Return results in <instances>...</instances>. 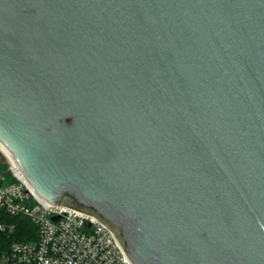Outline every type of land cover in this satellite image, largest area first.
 I'll return each mask as SVG.
<instances>
[{
    "label": "water",
    "instance_id": "95a60500",
    "mask_svg": "<svg viewBox=\"0 0 264 264\" xmlns=\"http://www.w3.org/2000/svg\"><path fill=\"white\" fill-rule=\"evenodd\" d=\"M0 147L131 264H264V0H0Z\"/></svg>",
    "mask_w": 264,
    "mask_h": 264
},
{
    "label": "built area",
    "instance_id": "2783aa9c",
    "mask_svg": "<svg viewBox=\"0 0 264 264\" xmlns=\"http://www.w3.org/2000/svg\"><path fill=\"white\" fill-rule=\"evenodd\" d=\"M0 152V264H131L107 226L88 213L40 200ZM19 218L34 228L27 241L13 239Z\"/></svg>",
    "mask_w": 264,
    "mask_h": 264
},
{
    "label": "trees",
    "instance_id": "16d2710c",
    "mask_svg": "<svg viewBox=\"0 0 264 264\" xmlns=\"http://www.w3.org/2000/svg\"><path fill=\"white\" fill-rule=\"evenodd\" d=\"M32 235L34 237V228L25 218L16 220V232L13 239L27 241L32 238Z\"/></svg>",
    "mask_w": 264,
    "mask_h": 264
},
{
    "label": "rangeland",
    "instance_id": "374dc122",
    "mask_svg": "<svg viewBox=\"0 0 264 264\" xmlns=\"http://www.w3.org/2000/svg\"><path fill=\"white\" fill-rule=\"evenodd\" d=\"M0 168L3 169V167L0 165Z\"/></svg>",
    "mask_w": 264,
    "mask_h": 264
}]
</instances>
